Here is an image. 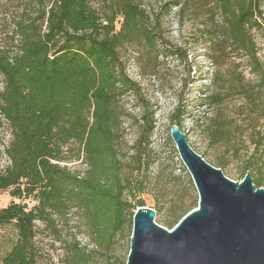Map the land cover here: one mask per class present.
Segmentation results:
<instances>
[{
    "label": "trees",
    "instance_id": "obj_1",
    "mask_svg": "<svg viewBox=\"0 0 264 264\" xmlns=\"http://www.w3.org/2000/svg\"><path fill=\"white\" fill-rule=\"evenodd\" d=\"M21 1L26 7L13 20L11 44L0 50V110L11 133L0 192L19 200L0 209V227L16 233L0 264H41L38 224L59 235L58 220L71 214L82 217L92 247L73 240L66 246L69 264H118L111 254L116 242L145 207L129 174L145 167L157 114L141 84L127 73L134 56L126 54L129 47L136 49V62L145 61L144 75L155 76L160 59L185 64L169 122L182 130L194 105L209 108L208 144L221 152L215 167L224 172L227 158L239 153V137L252 148L241 179L250 168L258 172L264 166V49L256 39L264 27L263 0H167L159 11L146 7L145 0ZM192 4L195 10L207 7L202 38L214 67L196 101L189 92L204 73L196 76L189 49L166 41L162 23L174 10L184 15ZM16 41L18 53L11 57ZM244 64L253 86L246 87L243 74L232 75ZM132 97L142 114L136 120L135 153L128 158L125 103ZM78 162L85 171L69 168ZM191 211L186 209L177 224Z\"/></svg>",
    "mask_w": 264,
    "mask_h": 264
},
{
    "label": "rangeland",
    "instance_id": "obj_2",
    "mask_svg": "<svg viewBox=\"0 0 264 264\" xmlns=\"http://www.w3.org/2000/svg\"><path fill=\"white\" fill-rule=\"evenodd\" d=\"M165 1L167 0H145V4L146 7L159 11ZM192 6L193 4L190 5V10L188 9L184 15L178 14L177 10H174L170 16L162 18V23L166 41L169 44L189 49L192 65L198 70L196 76L198 77L199 71L204 73V80L196 78L198 80L189 92L191 101H196L200 97L199 86L207 82V75L212 72L214 67L205 56L207 45L202 38V31L205 30L203 24L208 21L206 18L207 7L195 10ZM25 7L26 3L21 0H0V46L11 44L10 37L15 30L13 20L21 14ZM262 10L264 12V0ZM263 33L264 27L262 33L256 34L258 47L261 49H264ZM15 44L13 43L14 46ZM125 52L130 56L134 55L128 63V66L130 64L128 75L141 84L157 112L155 117L156 130L146 157L145 167L142 166L140 171L130 173L129 179L137 193L136 199H141L145 207L156 211V223L171 231L176 226L179 216L190 207L193 210L199 202V195L193 180L171 139L170 129L172 125L169 122V115L175 107L182 84L185 81L187 67L175 58L160 59L156 75H144L141 69L145 65V61H135L134 58H137L136 49L129 47L128 52ZM262 55L264 61V52ZM233 59L241 61L237 57H233ZM133 64L134 68L132 67ZM234 70L236 71V69ZM240 74L246 78V87L255 84V80L245 64L232 73L236 79H239ZM135 102V98L132 97L125 103V109L130 115L126 116L124 120L125 143L123 150L128 158L134 155V143L140 134L136 120L141 116L142 109ZM211 114L209 108L194 105L189 115L185 116L183 120L182 131L187 134L194 150L198 154L204 155L210 164L217 166L221 159V152L209 146L206 133L207 122ZM230 114H234V110L231 109ZM9 138L10 131L1 122L0 149L8 143ZM235 141L239 153L232 158H227L228 163L224 169V174L235 182H241V171L247 165L252 148L248 146L245 139L239 137ZM7 162L5 155H1L0 168L5 167ZM69 168L81 172L86 170V166L80 162L69 165ZM248 172L251 173L254 181H261L264 185V166L260 167L258 172L253 168H250ZM13 201L19 203V200L12 199L9 192H0V209L6 208ZM25 203L29 205V208L35 205V202L31 200H27ZM57 224L61 231L59 235H55L51 229L45 228L43 224H38L37 245L41 264H69L66 246L75 239L81 246L92 247L81 216L71 214L65 219L58 220ZM132 233L133 220L123 235L118 238L111 253L115 263L127 264ZM15 240L16 233L12 227H0V260L12 248Z\"/></svg>",
    "mask_w": 264,
    "mask_h": 264
},
{
    "label": "water",
    "instance_id": "obj_3",
    "mask_svg": "<svg viewBox=\"0 0 264 264\" xmlns=\"http://www.w3.org/2000/svg\"><path fill=\"white\" fill-rule=\"evenodd\" d=\"M171 139L196 187L198 206L171 231L156 223V211L139 208L127 264H264V187L250 172L241 182L229 179L176 124Z\"/></svg>",
    "mask_w": 264,
    "mask_h": 264
},
{
    "label": "built area",
    "instance_id": "obj_4",
    "mask_svg": "<svg viewBox=\"0 0 264 264\" xmlns=\"http://www.w3.org/2000/svg\"><path fill=\"white\" fill-rule=\"evenodd\" d=\"M16 43V46L15 47H13V48H11V49H9L8 47L6 48V50H8L9 49V54H10V56L11 57H13L14 55H16L17 53H18V42L16 41L15 42ZM5 47L4 46H0V50H2V49H4ZM135 66H136V64H135ZM132 67L134 68V64L132 65ZM129 68H130V64H129V66L127 67V73H128V70H129ZM137 68V67H136ZM130 77V76H129ZM131 78V77H130ZM132 79V78H131ZM1 122H3L4 124H5V126L8 128V125H7V123H6V121H5V119H4V117H3V115H2V113H1V110H0V124H1ZM10 138H11V133H10ZM10 138H9V141H10ZM9 141H8V143H9ZM8 143L6 144V145H4L3 147H2V149H0L1 150V152H2V155L4 154L5 155V148H6V146H8ZM5 157H6V155H5ZM6 159H7V157H6ZM7 161H8V159H7ZM7 164H8V162H7Z\"/></svg>",
    "mask_w": 264,
    "mask_h": 264
}]
</instances>
